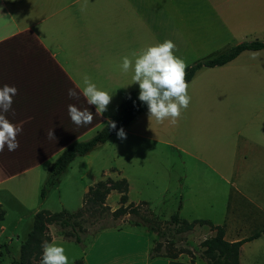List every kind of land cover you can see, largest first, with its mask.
I'll use <instances>...</instances> for the list:
<instances>
[{"label":"crops","instance_id":"crops-1","mask_svg":"<svg viewBox=\"0 0 264 264\" xmlns=\"http://www.w3.org/2000/svg\"><path fill=\"white\" fill-rule=\"evenodd\" d=\"M260 2L0 0L4 23L0 28V87L7 84L18 89L11 110L4 115L22 129L17 136L19 148L10 152L5 146V153L0 152V172L2 162L7 163L4 155L9 154L17 169L7 179L17 176L37 186L43 166L71 144L81 142L78 140L83 135L99 132L109 119L113 120L123 102L139 91L132 72L124 74L119 68L123 56L139 54L170 39L176 44L175 55L187 67L214 58L256 38L255 28L249 24L261 10ZM84 75L112 95L103 115L96 114V106L89 105L80 92ZM188 84L191 102L178 121L191 127L188 148L184 149L195 160L190 192L227 193V214L224 225H220L225 240L237 242L255 235L253 240L259 239L264 234V200L261 196L249 200L239 182L245 183L251 171L253 177L262 174L264 178V50L244 51L223 66L201 69ZM69 89H74L78 98H70ZM69 104L91 111V124H74L68 115ZM136 125L143 128V134L132 131ZM171 126L169 120L150 121L147 111L124 131L141 137L147 146L149 142L158 143L152 137ZM52 131L55 137L49 136ZM7 179H0V184ZM219 184L227 188L220 191ZM25 191L24 186L19 188L17 199ZM247 227L255 230L250 237L245 234ZM213 232L210 230L208 238ZM103 235L117 238L112 244L124 242V249L111 246L106 254L95 250L97 244L87 260L96 252L103 257L98 264L192 261L188 256L151 257L156 240L153 232L147 231L146 236L132 231L100 233L98 242Z\"/></svg>","mask_w":264,"mask_h":264},{"label":"rangeland","instance_id":"rangeland-1","mask_svg":"<svg viewBox=\"0 0 264 264\" xmlns=\"http://www.w3.org/2000/svg\"><path fill=\"white\" fill-rule=\"evenodd\" d=\"M260 3L261 10H258L259 12L252 18L254 22L249 24L255 28L256 38L247 40L249 42L264 41L262 33L264 0H261ZM3 24L0 17V28ZM190 128L189 124L184 125L177 121V124H172L166 132L157 133L152 137L159 140L158 143L149 142L147 146L143 145L139 136L132 137L126 134V139L123 140L115 136L91 153L77 157L68 170L58 178L57 183L45 192L43 198L41 196L43 186L57 157L42 167L37 186H34L35 184L24 182V178L21 177L15 176L7 179L17 169V165L13 164V156L4 155L7 163L2 162L3 169L0 172V179L6 178L7 180L0 184V211L4 213V218L0 219V264H12L14 260L20 259L21 246L33 228L34 213L42 210L52 213H60L65 210L73 215H82L79 220L85 228V231L81 233L83 235L82 243L67 239L58 226L48 227V233L52 238L51 243L65 249L69 264H76L79 261L84 264H98V261L100 262L103 257H98L96 252L88 258L89 262H87V255L97 244L95 250L105 251L106 254L109 253L111 246L124 249V242L112 244L117 238H111L109 235H103L102 241L98 242L100 233L132 231L139 236H146L145 233L149 230L143 225L136 226L133 223L135 220H139V216L155 219L165 227L170 222L171 216L182 207L180 216L183 220L193 222L206 219L211 221L214 226L224 225L227 214L225 206L227 193L190 192L189 178L194 175L195 160L184 152V149L188 148ZM132 131L143 134V128H140L139 125H136ZM97 133L98 130L88 132L78 141L89 140ZM174 145L179 148H175ZM121 179H126L129 183V200L125 206L133 203L139 214H126L117 220L118 224L115 228L100 230L103 223L113 218L109 212L100 217L95 206H89L88 199L91 190L96 188L101 181H119ZM178 181L181 182L178 183ZM22 186L26 191L22 195L19 193L20 199H17V190ZM239 187L249 200L252 201L254 197L259 196L264 200L262 174L253 177V171H251L245 183L239 182ZM225 188H227L225 184L224 186L223 184L217 185V189L220 191ZM258 190H261L262 193H255ZM105 203L111 212L115 211L122 205L121 194L116 190L111 191ZM196 227L191 232L181 234L178 240L172 238L161 240L153 232L156 235L155 244L158 242L163 244L162 253L166 254V258H170L174 253L184 252L179 257L188 256L192 260L191 264L197 262L198 264H207L203 258V252L206 249L203 242L210 239L207 235L212 229L209 226H200L203 227L201 230ZM215 232L212 234L213 237L216 235ZM254 233L253 228L247 227L245 230L247 237ZM134 242L137 241L133 240ZM187 260L184 258L183 264ZM28 261L40 262L34 254L28 258ZM240 264H264V234L244 246L241 250Z\"/></svg>","mask_w":264,"mask_h":264},{"label":"trees","instance_id":"trees-1","mask_svg":"<svg viewBox=\"0 0 264 264\" xmlns=\"http://www.w3.org/2000/svg\"><path fill=\"white\" fill-rule=\"evenodd\" d=\"M258 50H264V41L257 40L243 42L214 58L187 67L186 80L189 83L195 74L201 69L223 66L244 51ZM138 97L139 91L123 102L112 120L116 123V129H112L107 123L89 140L73 143L60 154L54 162L50 175L43 186L41 192L42 198L45 196V192L57 183L58 178L68 170L71 163L77 157L85 156L94 151L99 145L107 143L111 138L117 136V132L121 128L125 129L134 120L148 111L147 105L141 102ZM113 190H116L121 194L122 205L115 211L111 212L106 205L105 200ZM128 192L129 188L126 179H121L119 181L110 180L108 182L101 181L97 184L96 188L91 190V195L88 199L89 206H95L94 208L100 217L109 212L114 219H110V221L107 220L103 223L100 230L105 228H115L118 224L117 220L126 214H139L138 209L134 207L135 205L133 203L125 206L129 200ZM3 218L4 213L0 211V219ZM81 218V214L73 215L65 210L60 213H52L47 210L39 211L34 216L32 230L29 232L26 241L21 246L20 259L14 260L12 264H40L43 255L44 242H52V238L48 233V227L51 225L58 226L67 239L82 243L83 235L81 233L85 231V228L79 221ZM133 223L136 226L143 225L149 231L155 232L161 240L166 238L178 240L180 239L181 234L193 231L196 225H207L211 227L213 231H216V235L203 242V246L206 247L203 252V258L206 260L207 264H240L241 247L257 236L255 235L252 238L237 242H229L225 240V230L222 226H214L207 220L188 222L181 218L180 210L171 216L170 222L165 227H163L159 221L147 216H139V220H135ZM162 248L163 244L161 242L156 243L151 250V257H167L166 254L164 255V253H162ZM183 253L184 252L174 253L170 258L177 259ZM33 254L37 260L39 259V263L28 261V258ZM76 264L83 263L79 261Z\"/></svg>","mask_w":264,"mask_h":264},{"label":"clouds","instance_id":"clouds-1","mask_svg":"<svg viewBox=\"0 0 264 264\" xmlns=\"http://www.w3.org/2000/svg\"><path fill=\"white\" fill-rule=\"evenodd\" d=\"M85 9L82 7L81 11ZM176 44L168 39L154 46L143 49L139 54L133 52L131 56L122 57L119 68L122 73L132 72L134 83L139 84V100L147 105L149 120L158 123L169 120L176 124L181 117L182 110H186L191 102L188 94L189 84L186 80V62L175 55ZM81 94L89 105L96 106V114L103 115L108 110L112 95L101 90L84 75L79 85ZM18 89L7 84L0 87V152L5 146L8 151L19 148L18 134L22 131L10 122L5 113L12 107L13 97ZM70 98H78L74 89L68 90ZM68 115L77 126L91 124L93 113L88 109L81 110L74 104L68 105ZM108 126L116 129V123L109 119ZM50 137H55L53 131ZM120 139H126L123 128L117 132ZM40 264H69L68 256L62 246L47 241L43 244V255Z\"/></svg>","mask_w":264,"mask_h":264}]
</instances>
